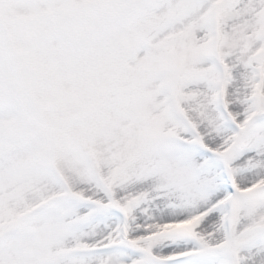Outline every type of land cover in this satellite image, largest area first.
I'll return each mask as SVG.
<instances>
[{
	"label": "snow or ice",
	"instance_id": "obj_1",
	"mask_svg": "<svg viewBox=\"0 0 264 264\" xmlns=\"http://www.w3.org/2000/svg\"><path fill=\"white\" fill-rule=\"evenodd\" d=\"M0 264H264V0H0Z\"/></svg>",
	"mask_w": 264,
	"mask_h": 264
}]
</instances>
